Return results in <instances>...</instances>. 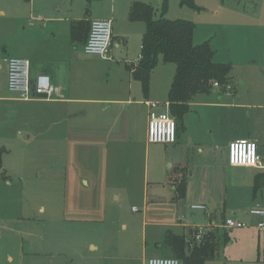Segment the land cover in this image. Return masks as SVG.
<instances>
[{
	"label": "rangeland",
	"instance_id": "1",
	"mask_svg": "<svg viewBox=\"0 0 264 264\" xmlns=\"http://www.w3.org/2000/svg\"><path fill=\"white\" fill-rule=\"evenodd\" d=\"M114 1L119 14L121 0ZM163 1L133 2L152 5L156 9L155 17L159 18ZM193 3L195 7H183L180 0H168L165 17L195 24L194 43H209L216 63L232 65L229 84L232 89L213 87L210 94L196 99L202 107L193 108L192 118H202L206 129L199 136L202 144L191 150L198 156L191 165L198 178L212 171L208 192L214 205L222 204L220 197L227 191V218L235 217L252 225L255 220L249 211L255 205L253 185L256 176L264 170L232 168L228 145L253 129L264 131V0H194ZM69 5H72L71 13ZM110 5L112 0H0V66L3 67L0 68L3 168H0V264H147L152 258H173L163 241L167 229L176 235L183 234L178 216L188 217L187 223L200 221L199 217L189 218V207L199 203L203 182L196 178L189 183L191 203L188 206L180 203L178 213H173L170 189L158 184L166 181L170 173L165 167L164 147L147 144L139 132L138 118L132 127L136 141L115 147L125 150L134 144L133 153L138 147L140 151L137 177L133 178V184L123 185L124 175L118 172L119 158L97 156L87 151L86 145L75 154L66 140L65 122H60L46 108V100L26 102L8 92L5 60L24 59L32 47L36 53L61 48L76 52L77 48L80 66L99 69L92 84L102 87L124 84L116 63L85 55L81 45L71 46L69 36L61 34L66 22L57 23L52 34L59 35L54 42L51 36L47 37L48 31L51 32L47 31L50 22L33 23L37 27L34 29L30 26L34 17L51 21L56 17L96 20L98 16L88 12L94 9L95 14H101ZM43 26L46 30L38 35ZM135 41L136 37L129 39V56L140 52L138 39ZM118 42L116 38L114 47ZM174 70V64L159 60L150 85L154 84L160 95L169 94ZM45 115L52 116L45 122ZM110 125L125 126V123L112 121ZM260 143V155L264 159V141ZM200 148L205 154L209 149L212 153L206 157L198 153ZM113 166L116 173L111 170ZM234 192L242 195L237 197ZM255 203L264 204V191L258 193ZM228 234L232 245L223 248L216 260L208 264H264V235L238 236L234 230ZM188 238L198 240L196 233Z\"/></svg>",
	"mask_w": 264,
	"mask_h": 264
},
{
	"label": "crops",
	"instance_id": "2",
	"mask_svg": "<svg viewBox=\"0 0 264 264\" xmlns=\"http://www.w3.org/2000/svg\"><path fill=\"white\" fill-rule=\"evenodd\" d=\"M134 0H121L120 2V9L119 14L118 10L115 6V1L112 0V5L108 8L107 11H103L101 14H95L94 9H91L88 13L92 16H98L96 20H111L113 23V47L110 52V59L104 60L99 57L100 61L103 62H114L118 65L117 72L119 73V77L124 79V84L117 85V86H110V87H102L96 84H92L93 80L99 75V69L95 67L91 68L89 66L82 65L80 66L77 58L76 53H78L77 48H75L76 52H69L68 48L64 49H56L52 52H42L36 53L33 47L30 48L29 51L26 52L28 57L27 59L31 62V74L32 77H36L40 74H48L51 77L52 85L55 88L54 94L50 99H40L46 100L45 103L48 104L46 108L55 113L56 118L61 119L60 122L64 121L66 126V140L70 141L72 151L76 154L82 149L85 145L87 151L92 154H103L105 157L109 156L110 159L114 157L119 158L120 168H118V172L123 174V185L125 184H133V178L137 177L139 172V157L140 151L139 147L133 153L134 144L125 150L117 149L115 147L131 143L132 141H136V137L133 139V123L135 119L138 118L139 120V132L142 134L143 139L147 141V144H150L147 139V128H148V121H149V114H150V106L148 105L149 102L151 103H158L160 111H166V104H169L168 93L165 95L164 93L160 95L157 89L154 87V84L150 87V93L146 96L143 93L142 85L140 82L136 81L132 77V72L129 70V66H136L141 58L142 52V40L143 35L145 33V24L142 22H131L129 19L131 7L133 5ZM71 4V2H69ZM71 6L69 5V12L71 13ZM58 13H61L59 11ZM86 13V14H88ZM95 19H89L87 17H56L55 21H51V19H45L44 17H37L33 18L30 21V26L37 28L35 24L37 22H50L48 24L49 29L51 32L48 31L47 37L51 36L53 42L59 33L52 34L53 31L56 32L55 27L58 25V22H66L67 27L61 34H65L69 36L71 46L81 45L82 50L84 52V43L83 42H74L71 37V29L73 24L78 22H87L88 24L91 23ZM116 25V29L114 31V26ZM44 26L39 28L37 31L38 35H42ZM131 37H136L135 43L140 46V52L137 55L129 56V39ZM49 38V37H48ZM118 39L119 42L115 44V39ZM196 45V44H195ZM64 51L67 52L65 55ZM29 52V53H28ZM74 53V54H73ZM87 55V54H85ZM89 56V55H87ZM90 57V56H89ZM94 57V56H91ZM116 57L118 59H116ZM215 57V55H214ZM101 62V63H103ZM170 65V64H169ZM2 69L3 67L0 66ZM81 68V70H79ZM121 69V70H120ZM156 70V69H155ZM155 70L153 71L152 75L154 74ZM175 70L173 71L172 81L175 75ZM7 75V71H6ZM151 75V78H152ZM171 81V85H172ZM171 85H168L170 90ZM7 86V82H6ZM232 89V88H231ZM225 90V89H224ZM168 91V89H167ZM165 92V91H164ZM169 92V91H168ZM225 93V92H224ZM199 94L196 95L192 101L190 102V111L186 115L184 120V127L182 129L179 128L177 141L173 145H163L165 155H166V163L165 167L169 173L167 178L165 177L164 180L159 182L158 184L163 185L164 187L169 188L171 192L170 201L169 203L174 204L173 213L179 210V204L184 202V204L188 206L191 203L190 200V188L189 183L192 180L203 182L202 193L199 203H192L189 207L191 212V216L189 218H200V221L194 223H187L188 217H180L178 216L179 224L183 227V234L187 241H189V236L192 235L194 230L202 227L205 230V233L211 230H215L218 228H223V223L227 219L225 212H226V197L227 191L223 194L220 198L222 199V204H218L217 206L213 204L212 199L209 195L208 189L210 187V174L212 171L208 170L206 175L198 178L196 176V169H194L193 165V158L196 155L191 151L194 146L201 145V140L199 136L201 133L206 129L203 128V120L202 118H192L193 108L202 107L201 103H198L196 99L200 97ZM34 101V100H32ZM162 101H165L162 103ZM31 102V101H26ZM128 107V108H127ZM52 115H45L43 116V120L46 122L48 118ZM191 117V119H190ZM114 121L115 123L124 122L125 126L120 125H110V122ZM82 125H86L85 129ZM104 128V129H103ZM234 140L239 139H246L255 141L259 148L262 141H264V131H260L257 129L251 130L249 133H244L239 135ZM139 138L138 141H140ZM231 140L230 142L234 141ZM85 142V143H84ZM2 151H7L5 147H1ZM102 151H100V150ZM129 149L130 151H128ZM195 152V151H194ZM198 153L205 154V152L200 148ZM212 153L211 149L207 151L204 155L209 157ZM113 155V156H112ZM194 156V157H193ZM202 156V155H201ZM127 158V159H124ZM198 157V156H197ZM197 157L195 158L197 160ZM123 161L125 162L124 167H122ZM192 162V163H191ZM148 168H145L146 171V179H148L149 173V162H147ZM159 164V163H154ZM230 167V166H229ZM2 168V167H1ZM237 169L235 167H232ZM3 170V168H2ZM114 173L117 172V168L114 166L111 169ZM127 174V175H126ZM120 178V177H119ZM186 180L187 190L186 195L182 199H177V185L181 182V180ZM7 183L10 185V181L8 180ZM122 185V186H123ZM237 194V197H240L242 193L234 192ZM118 200L119 197H116ZM254 195H252V202L255 203ZM193 205H204L207 208L206 212H199L192 209ZM264 206V204H262ZM148 206V202H147ZM254 206V205H253ZM252 206V207H253ZM210 207V208H209ZM251 207V208H252ZM250 208V209H251ZM42 211H44L42 209ZM134 212V211H133ZM178 213V211H177ZM200 214V215H197ZM250 214V211H249ZM235 215V214H234ZM251 216V215H250ZM252 217V216H251ZM253 218V217H252ZM240 220L238 218H235ZM253 220L256 221L255 218ZM171 224V223H167ZM178 225V226H180ZM176 226V224H175ZM174 226H171V228ZM227 232L230 230L225 229ZM239 235H250L252 233H257L258 237L260 238L261 235L264 233H260L255 228H248V229H238L234 230ZM167 233L174 234L170 229L165 231V237ZM230 234V233H229ZM176 235V234H174ZM230 237V236H229ZM191 240V239H190ZM165 242V238L164 241ZM228 245H232V239L230 237V243ZM227 245V246H228ZM226 246V248H227ZM163 246L160 245L162 249ZM167 248V247H166ZM92 250H96L95 247H92ZM226 250V249H225ZM167 252H169L167 248ZM166 258V257H164Z\"/></svg>",
	"mask_w": 264,
	"mask_h": 264
},
{
	"label": "trees",
	"instance_id": "3",
	"mask_svg": "<svg viewBox=\"0 0 264 264\" xmlns=\"http://www.w3.org/2000/svg\"><path fill=\"white\" fill-rule=\"evenodd\" d=\"M194 0H180L181 6L195 7ZM168 0L162 4L161 17L156 18V9L145 3H134L129 19L131 22L145 24L142 40V52L139 63L129 66L134 80L142 85L143 93L150 92L151 75L162 59L165 64H174L175 75L169 91L171 116L179 128L184 126L186 115L190 111V102L199 94H210L214 83L221 86L230 84L232 65L219 64L214 61V55L209 43L195 45L194 33L196 26L192 22L171 21L165 16L168 11ZM90 31V23L73 24L71 37L74 42L86 43ZM1 168V162H0ZM177 199L186 195L187 185L183 179L176 186ZM264 191V173L256 176L253 185V195ZM197 234L194 230L192 235ZM230 243L228 232L224 228L204 233L199 240L187 241L185 236L167 233L165 244L171 257L181 264H208L216 260L220 251Z\"/></svg>",
	"mask_w": 264,
	"mask_h": 264
},
{
	"label": "built area",
	"instance_id": "4",
	"mask_svg": "<svg viewBox=\"0 0 264 264\" xmlns=\"http://www.w3.org/2000/svg\"><path fill=\"white\" fill-rule=\"evenodd\" d=\"M113 47V23L111 20H93L90 23L88 39L84 45V53L98 56L104 60L110 59V52ZM7 89L8 92L17 96L23 101H32L38 96H46L43 99H50L55 91L51 77L48 74H40L35 78L31 74V62L27 59L8 57L6 60ZM35 82V95L32 91V83ZM214 88L230 90L231 86H221L214 83ZM150 114L148 121L147 139L150 144L173 145L177 141V122L171 116L170 105L166 104V111L159 110L158 103L149 102ZM229 165L235 168H255L264 170V159L260 155V148L255 141L239 139L228 145ZM195 211L206 212L204 205H193ZM137 212L136 209H133ZM250 215L256 219L252 225L241 220L227 218L223 228L227 230H238L255 228L264 233V206L255 204L250 209ZM198 240L205 233L204 228L197 229ZM147 264H181L176 258H152Z\"/></svg>",
	"mask_w": 264,
	"mask_h": 264
},
{
	"label": "water",
	"instance_id": "5",
	"mask_svg": "<svg viewBox=\"0 0 264 264\" xmlns=\"http://www.w3.org/2000/svg\"><path fill=\"white\" fill-rule=\"evenodd\" d=\"M32 91H33V95H35V82L34 81L32 83ZM38 98L43 99V98H46V96H38Z\"/></svg>",
	"mask_w": 264,
	"mask_h": 264
}]
</instances>
